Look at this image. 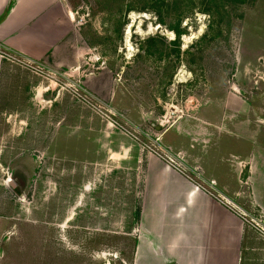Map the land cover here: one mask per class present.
Returning a JSON list of instances; mask_svg holds the SVG:
<instances>
[{
	"label": "rangeland",
	"instance_id": "1",
	"mask_svg": "<svg viewBox=\"0 0 264 264\" xmlns=\"http://www.w3.org/2000/svg\"><path fill=\"white\" fill-rule=\"evenodd\" d=\"M80 15L86 36L82 83L91 73L92 52L117 80L114 104L81 90L93 99H82L83 122L94 120L105 135L129 134L136 147L157 148L175 122L213 114L215 106L206 105L213 100L234 120L247 114L257 138L264 132V0H84ZM37 75L47 91L79 97L70 87L73 75H57L55 82ZM37 89L35 107L0 118L2 264H131L123 256L132 253L135 236L127 230L137 222L140 188L127 187L126 173L118 169L122 156L108 161L111 155L98 153L96 137H87L86 130L75 142L61 144L52 139L59 124L32 123L33 113L47 111ZM128 97L134 101L130 111L122 107ZM107 104L115 111L114 126L106 123ZM46 128L45 143L52 148L42 151V140L29 138ZM221 138L227 150L245 145L222 133ZM91 180L92 190L85 193ZM240 189L246 191L241 207L247 218L264 220L248 187Z\"/></svg>",
	"mask_w": 264,
	"mask_h": 264
},
{
	"label": "crops",
	"instance_id": "2",
	"mask_svg": "<svg viewBox=\"0 0 264 264\" xmlns=\"http://www.w3.org/2000/svg\"><path fill=\"white\" fill-rule=\"evenodd\" d=\"M83 3L84 0H0V48L47 70L67 72L76 82L81 78V58L86 49L84 27L79 21ZM37 73L28 65L13 63L0 55V118L35 107L34 95L40 86V103H47V111L33 113L32 123L59 124L52 139H61V144L75 142L86 130L87 137H96L98 153L111 155L108 161L113 155L122 156L116 162H121L118 169L126 173L127 187L140 188L135 196L137 222L128 224L127 230L135 236L132 253L123 256L124 263L264 264V220L247 218V210L241 207L246 191L240 188L246 185L250 202L264 212V132L258 138L256 132H251L247 114L234 120L231 114H221V102L212 100L206 105L215 106L213 114L203 111L188 116L171 125L160 138L162 146L183 151L185 162L198 166L203 177L214 182L211 193L158 155L136 147L129 134L113 130L105 135L93 125L94 120L83 122L82 100L47 91ZM116 81L112 72L103 68L89 73L84 86L114 104ZM131 101L130 97L125 99L123 109L130 111ZM46 129L41 136L29 138L32 143L41 139L42 151L52 148L45 143L50 136V129ZM221 133L245 145L227 150ZM74 149L80 151V143ZM93 183L91 180L84 185L85 193L92 190ZM82 200L80 196L78 203ZM1 260L0 246V264Z\"/></svg>",
	"mask_w": 264,
	"mask_h": 264
},
{
	"label": "built area",
	"instance_id": "3",
	"mask_svg": "<svg viewBox=\"0 0 264 264\" xmlns=\"http://www.w3.org/2000/svg\"><path fill=\"white\" fill-rule=\"evenodd\" d=\"M80 22L83 24V18L80 15L79 18ZM92 52V50H90ZM0 55L19 65H28L30 68H32L33 70L38 71V73H40L41 75H43L46 79L48 77H50L51 80H55V79H59V77L57 75H62L65 77L69 76V73L67 72H59V71H50L47 70L45 68H43L42 66H36L34 64L31 63V61L27 60L24 56L12 52L11 50L8 49H3L0 48ZM90 60V67L89 70L91 73H94L95 71H97L98 69H101L103 65H105V62L102 61L101 62V57L98 56L97 54H95L94 52H92V55L89 58ZM95 62H101L100 65H96ZM78 68H76L75 70H78ZM70 79V78H69ZM71 81L70 87L72 88V90L74 91L76 96H79L77 98H79L80 100L84 99L87 102L91 101V103L93 102L92 98H88V95L86 94V96L83 95V92L81 90H87L84 86V84L81 81V78L77 79L76 82ZM88 91V90H87ZM102 102V101H101ZM93 104V103H92ZM104 104V101L103 103ZM109 106L110 111L107 113H104L105 116H108V119H106L107 124H109L110 126H114L115 123L117 122V120H115L114 118V113L115 111L113 110V108H111L110 105H106ZM112 113V115L110 114ZM143 147V146H142ZM144 148V147H143ZM146 149H148V151H150L153 154L158 155L159 157L163 158L165 161L169 162V164H171L172 166H174L176 169L182 171L183 173H185L187 175L188 178H190L191 180L199 183V186L202 187L203 189L214 193V182L211 181H207L203 175H202V171L200 170V168L198 166H189L187 162H185V155L182 154L181 152H173L172 150H169L167 147H164L162 145H160V143L158 144L157 148H153L152 146L150 147H145Z\"/></svg>",
	"mask_w": 264,
	"mask_h": 264
}]
</instances>
